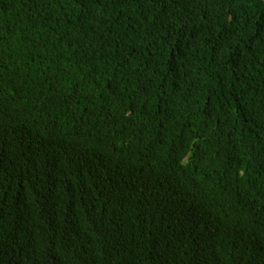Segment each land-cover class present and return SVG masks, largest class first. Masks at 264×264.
Here are the masks:
<instances>
[{
  "label": "trees",
  "instance_id": "obj_1",
  "mask_svg": "<svg viewBox=\"0 0 264 264\" xmlns=\"http://www.w3.org/2000/svg\"><path fill=\"white\" fill-rule=\"evenodd\" d=\"M0 264H264V0H0Z\"/></svg>",
  "mask_w": 264,
  "mask_h": 264
}]
</instances>
